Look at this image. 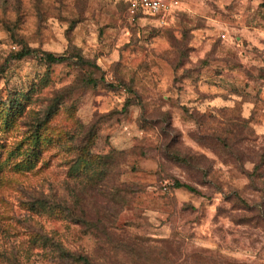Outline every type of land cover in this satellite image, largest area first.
<instances>
[{
  "label": "rangeland",
  "instance_id": "374dc122",
  "mask_svg": "<svg viewBox=\"0 0 264 264\" xmlns=\"http://www.w3.org/2000/svg\"><path fill=\"white\" fill-rule=\"evenodd\" d=\"M59 245L264 264V0H179L164 22L126 0H0V264H61Z\"/></svg>",
  "mask_w": 264,
  "mask_h": 264
},
{
  "label": "trees",
  "instance_id": "16d2710c",
  "mask_svg": "<svg viewBox=\"0 0 264 264\" xmlns=\"http://www.w3.org/2000/svg\"><path fill=\"white\" fill-rule=\"evenodd\" d=\"M127 0H126V7H127ZM177 12V10L174 12ZM142 16H148V17H153L156 18V16H152V15H136L135 18L138 17H142ZM12 36H13V32H11ZM30 55H37L39 56L43 61L47 62V63H61L64 61H71L74 60L78 63L81 64H89V61H87L86 59L83 58V56L77 52V51H72L70 54L66 55V54H56L53 53L51 51H39L37 49L31 48L29 46H24L20 51H17L14 55L15 59H21L23 57L26 56H30ZM94 66V65H92ZM86 83H89L91 85H95V80L88 78L86 79ZM34 149H31V152H33ZM174 187L176 188H185L188 191L191 192H195V189H193L191 186H189L188 184H183V183H175ZM58 260L59 262L62 263H66V264H92L91 261L88 259L87 256L85 255H77L74 254L68 250H65L63 247H61L59 245L58 247Z\"/></svg>",
  "mask_w": 264,
  "mask_h": 264
},
{
  "label": "built area",
  "instance_id": "2783aa9c",
  "mask_svg": "<svg viewBox=\"0 0 264 264\" xmlns=\"http://www.w3.org/2000/svg\"><path fill=\"white\" fill-rule=\"evenodd\" d=\"M127 14L134 18L136 15H152L164 22L174 15L178 9L179 0H127ZM164 191L168 188L167 181L162 184Z\"/></svg>",
  "mask_w": 264,
  "mask_h": 264
}]
</instances>
